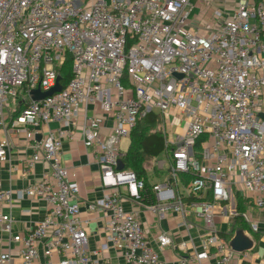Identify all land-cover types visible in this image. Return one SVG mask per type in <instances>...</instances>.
<instances>
[{"label":"built area","instance_id":"1","mask_svg":"<svg viewBox=\"0 0 264 264\" xmlns=\"http://www.w3.org/2000/svg\"><path fill=\"white\" fill-rule=\"evenodd\" d=\"M191 11L190 0H0V128L25 134L33 153L24 176L39 161L50 167L21 191L46 203L43 220L14 233L11 214L0 208V235H10L19 264H33L41 246L48 258L58 254L59 264H97L95 254L111 247L127 264H161L139 215L124 208V200L140 199L145 182L118 167L122 140L151 112L160 115L165 137L166 160L157 166L168 169L153 184L155 202L147 209L158 220L177 213L181 227L191 209L202 218V251L194 248L183 263L240 258L247 264L249 251H233L216 218L232 222L237 197L264 218V2L240 4L206 34L191 26ZM68 60L72 77L63 84ZM58 77L59 90L32 100L31 91L48 92ZM99 110L113 114L105 137ZM53 122L80 127L84 145L97 153L106 195L91 208L107 219L106 241L95 251L87 247L79 180L62 164L69 133L56 135ZM181 122V131H173ZM15 148L9 138L0 141V164ZM11 197L0 179V203ZM241 216L250 234L260 233L250 209ZM156 241L160 249L174 246L168 232ZM187 245L177 246L185 251ZM11 258L10 248L0 251V264Z\"/></svg>","mask_w":264,"mask_h":264},{"label":"crops","instance_id":"2","mask_svg":"<svg viewBox=\"0 0 264 264\" xmlns=\"http://www.w3.org/2000/svg\"><path fill=\"white\" fill-rule=\"evenodd\" d=\"M108 1L110 2L111 0ZM190 2L192 4V11L189 15L191 26L196 28L200 33L206 34L220 25L224 18L234 9L238 8L240 4L246 2H264V0H218L215 1L214 6L212 5V0H190ZM216 10L222 12L221 17L215 15ZM99 113L104 116L101 133L105 137L114 123L113 114H107L101 110H99ZM78 124L82 125V121H79ZM51 128L56 135H59L61 129L66 131V134L69 133L64 140L62 164L70 172H75L79 180L81 217L88 221L87 226L90 233L87 247L89 251H95L106 241L102 230L107 219L101 210L96 207L91 208V205L96 206L106 195L100 180V166L96 150L84 145L80 127L73 129L70 126H63L59 122H53L51 123ZM43 131H48V127H44ZM24 135L23 131L14 132L8 130V128H0V141L4 138H9L16 144L10 161L0 164V179L3 183V189L11 190L12 192L11 203H0V208L3 212L11 214L14 233L28 232L35 222L43 220L47 214L46 203L38 198L37 195H21V191L24 188L37 182L44 173L50 170L48 163L39 161L32 169V172L24 176V165L33 153L31 149L26 147ZM127 139H129L130 145V137ZM160 156L151 161L152 166H146L148 179L152 184L163 180L160 177V172L153 175L157 178L156 180H151L148 174L150 169L152 171H155V169L156 171H164V168L157 166V162L161 163ZM124 208L127 211H134L139 215L147 237L149 240H152L153 246L160 254L161 264H199L197 262L183 263V259H187L194 248L199 252L202 251L205 223L195 210L191 209L188 211V226L181 227L179 226L180 217L177 213H173L172 216L166 219L158 220L151 215L145 204L135 200H124ZM247 209L251 210L255 219L259 222L260 233L250 234L248 227L244 228L239 223L233 227V222H226L220 217L216 218V224L221 232L230 233L232 231L231 237L230 235L226 236L228 240L232 239L238 230H244L245 234L254 241V247L249 251L250 257L247 264H264V218L253 207H249L248 205ZM162 232L171 234L174 246L160 249L156 238ZM0 237V251L11 249L12 258L7 264H19L17 246H14L10 242V235L3 232ZM181 242L188 243L185 251L180 250L177 246ZM94 258L98 259L97 264H127L121 250L115 247H111L103 255L95 254ZM59 260L60 256L58 254H54L49 258L46 257L41 246L39 248V255L33 264H59ZM204 264L217 263L215 260H210L204 262ZM229 264H243V261L240 258H235Z\"/></svg>","mask_w":264,"mask_h":264},{"label":"trees","instance_id":"3","mask_svg":"<svg viewBox=\"0 0 264 264\" xmlns=\"http://www.w3.org/2000/svg\"><path fill=\"white\" fill-rule=\"evenodd\" d=\"M62 78L63 84L67 83L71 77V61L68 60L62 67ZM18 111L16 112V114ZM162 120L159 114L155 112L149 113L142 121H140L137 127L132 131L130 136V145L126 151L123 162L124 168L134 171L137 176L144 180L145 188L141 191V196L138 202H141L145 205H149L155 202V195L153 192V184L148 179L146 163L152 161L153 159L159 157L165 150V137L163 131L153 130V128L158 125L161 126ZM155 173L159 174L155 169ZM190 176H188V180ZM196 199L194 196L192 198H184L186 203ZM209 199V197H208ZM237 211L238 214L232 218L233 227L236 224L242 225L244 228H247L245 222L241 219V213L247 209L248 202L237 197ZM221 237L228 240V235L230 233L220 232Z\"/></svg>","mask_w":264,"mask_h":264},{"label":"water","instance_id":"4","mask_svg":"<svg viewBox=\"0 0 264 264\" xmlns=\"http://www.w3.org/2000/svg\"><path fill=\"white\" fill-rule=\"evenodd\" d=\"M60 77H58V81L55 87H53L48 92H42L40 89H36L31 91L30 96L32 100L39 101L40 99H43L49 95H51L54 91H57L60 89V83H59ZM261 116L264 118V115L261 114ZM119 169L124 168V163L122 161L119 162ZM230 247L233 251L236 253H242L245 251H251L254 247V241L251 239L247 234H245L244 230H238L234 237L229 242Z\"/></svg>","mask_w":264,"mask_h":264},{"label":"rangeland","instance_id":"5","mask_svg":"<svg viewBox=\"0 0 264 264\" xmlns=\"http://www.w3.org/2000/svg\"><path fill=\"white\" fill-rule=\"evenodd\" d=\"M80 1L82 2V4H87V0H80ZM215 1H218V0H212V5L213 6L215 5ZM183 124H184V122H181L177 126H174V130L173 131H175V132L178 131V130L181 131V128H182ZM160 129H161V126H159V125L157 127L153 128V130H157V131H159ZM128 146H129V139L124 138L122 140V142H121V150L123 152H126L127 149H128ZM165 160H166V155L164 153H162L161 156H160L161 163L164 162ZM146 165L152 166V162L151 161L150 162H147ZM167 169H168V166L165 165L164 166V171H158V172H160L161 179H165L166 178ZM148 174H149V177H150L151 180H156L157 179V178H155L153 176L155 174V171L154 170L152 171V169H150L148 171Z\"/></svg>","mask_w":264,"mask_h":264}]
</instances>
